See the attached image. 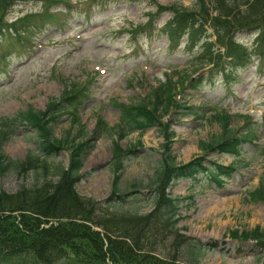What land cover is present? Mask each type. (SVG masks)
Returning a JSON list of instances; mask_svg holds the SVG:
<instances>
[{"label":"rangeland","instance_id":"obj_1","mask_svg":"<svg viewBox=\"0 0 264 264\" xmlns=\"http://www.w3.org/2000/svg\"><path fill=\"white\" fill-rule=\"evenodd\" d=\"M195 3L28 0L17 4L8 11L0 32V124L16 119L31 107L44 111L52 100H60L74 85L79 86L87 95L82 106L77 114H63L53 131L69 146L74 141L89 143L77 191L83 197L104 201L111 196L115 176L114 143L119 140L122 118L117 105L149 102L153 92L169 78L180 81L186 73L196 87L189 86V81L182 91L177 90L175 100L180 107L163 114V123L175 133L171 143L177 164L201 156L206 165H235L237 171L222 186L199 176L197 182L181 180L167 191L173 197H193L181 210L185 219L179 224L178 235L207 245L199 257L200 264H262L264 250L256 241L235 239L231 233L242 234L257 227L264 231V201L252 198L264 182V62L236 70L230 78L223 74L229 60L221 62L223 67L199 66L198 74L192 72L196 54H188L184 41L179 48L170 44L165 25L173 13H161L160 7L192 8ZM17 30L29 32L19 36ZM258 39L257 32L246 29L236 34L237 42L250 52L257 49ZM73 115L80 124L74 123ZM215 116L230 117V131L223 134ZM99 118L110 132L94 133ZM21 124L17 121L6 129L9 138L2 147L14 163L35 153V135ZM245 130L254 136L251 144L242 146L240 157L203 148L234 134L242 136ZM164 143L159 127L129 133L120 143L125 150H138L126 160L118 190L120 194L136 191L133 197L138 202L133 210L140 213H148L154 206L153 190ZM69 155L67 147L58 158L42 160L49 172L41 162L25 172L15 168L0 171V191L13 194L23 187L43 184L46 179L57 180L60 168L69 164ZM183 262L192 264L185 258Z\"/></svg>","mask_w":264,"mask_h":264},{"label":"trees","instance_id":"obj_2","mask_svg":"<svg viewBox=\"0 0 264 264\" xmlns=\"http://www.w3.org/2000/svg\"><path fill=\"white\" fill-rule=\"evenodd\" d=\"M15 4L14 0H0V32L7 11ZM160 8L161 13H173V18L165 25L170 44L179 48L184 41L188 54H196L192 57L195 65L220 67L224 58L229 59L228 72L224 75L230 78L238 69L264 62V0H196L192 8L177 5ZM244 29L258 33V46L253 52L236 40V34ZM199 69L193 68V72L198 73ZM184 74L180 81L169 78L153 92L149 102L117 105L122 118L119 140L114 143L115 176L111 196L104 201L83 197L77 191L89 143L74 141L69 146L65 140L57 139L53 131L63 114H77L82 106L87 95L79 86L74 85L60 100H52L45 111L30 108L20 115L22 125L35 135L36 144L35 155L29 153L23 162H11L1 148L9 138L6 129L16 120L1 124L2 173L12 168L25 172L36 168L39 162L49 172L42 160L58 158L67 147L70 155L68 166L60 168L57 180L46 179L43 184L23 187L13 194L0 191V264H184L183 258L188 263L200 264L204 245L186 235H178L181 232L178 225L184 220L181 209L185 200L171 196L167 190L181 179L197 181L198 176L222 186L237 168L216 162L207 166L204 157L177 164L171 143L175 134L169 124L163 123V114L176 105L178 88H184L189 81L195 86L192 77ZM73 117L74 123L80 124L76 115ZM215 119L223 124L224 132L229 131L230 117L215 116ZM152 127L161 129L165 143L153 190L154 206L150 212L140 213L139 209L133 210L138 202L133 197L136 192L120 194L118 190L126 160L138 150H125L120 142L129 133L137 130L143 133ZM109 130L99 118L94 133L104 134ZM252 135L254 133L248 131L240 138L227 137L217 143L204 144L203 148L240 157L243 144L251 142ZM252 198L264 201V182ZM231 235L244 241L253 239L264 250V231L260 227L241 235L235 231Z\"/></svg>","mask_w":264,"mask_h":264}]
</instances>
